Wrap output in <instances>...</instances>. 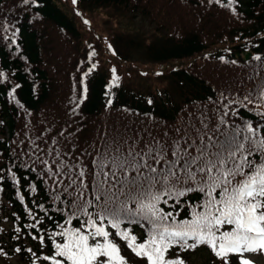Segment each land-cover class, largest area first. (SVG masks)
I'll return each mask as SVG.
<instances>
[{
    "label": "trees",
    "instance_id": "trees-1",
    "mask_svg": "<svg viewBox=\"0 0 264 264\" xmlns=\"http://www.w3.org/2000/svg\"><path fill=\"white\" fill-rule=\"evenodd\" d=\"M108 8L117 9L114 20L140 12L164 32L146 47L150 64L132 63V44L120 35L106 40L94 13ZM115 64L133 70L153 65L166 83L137 91L122 78L114 87ZM260 91L264 0H0V218L9 224L0 225V255L43 264L49 252L27 227L36 216L37 230L46 225L51 233L62 218L56 211L62 201L54 198L63 185L53 182L42 160L79 167L106 141L143 137V147L152 138L192 132L202 121L214 125L224 112L229 125L250 123L264 132ZM186 213L187 206L178 219L189 218ZM132 227L138 242L146 238L145 229ZM117 243L122 253H134ZM177 254L184 264L197 256L220 264L206 245L169 250Z\"/></svg>",
    "mask_w": 264,
    "mask_h": 264
},
{
    "label": "snow or ice",
    "instance_id": "snow-or-ice-1",
    "mask_svg": "<svg viewBox=\"0 0 264 264\" xmlns=\"http://www.w3.org/2000/svg\"><path fill=\"white\" fill-rule=\"evenodd\" d=\"M257 95L264 99V91ZM227 115L170 140L152 138L143 147V137L106 141L79 167L42 160L53 182L63 185L54 198L62 201L54 230L41 225L38 231L36 216L27 226L32 239L49 247L43 264H124L117 238L148 264H184L169 250L200 245L220 264H234L233 257L251 264L246 253L264 252V132L250 123L229 125ZM185 206L189 218L178 219ZM133 225L146 230L144 240L138 242Z\"/></svg>",
    "mask_w": 264,
    "mask_h": 264
},
{
    "label": "rangeland",
    "instance_id": "rangeland-1",
    "mask_svg": "<svg viewBox=\"0 0 264 264\" xmlns=\"http://www.w3.org/2000/svg\"><path fill=\"white\" fill-rule=\"evenodd\" d=\"M135 14V16L133 15ZM98 18L103 21L102 32L106 35V40L109 41L110 35L113 34L120 35L128 43L132 44V55L130 60L132 63H138L141 65L150 64L146 59V47L152 42H159L165 37L164 32H161L157 27L151 23V21L142 15L140 12L127 14L124 12V17H117L114 20L111 17L117 16V9H104L101 12L97 11L94 13ZM119 20V22H118ZM117 67H111V74L113 75V69H120L119 79L124 78V83L130 88L140 91L137 88H152L156 85L162 86L166 83V78L159 76L161 72H154L155 66L150 65L146 69H136L133 70L122 64H115ZM116 74V73H115ZM155 74V75H153ZM156 77H161L159 80ZM149 90V89H146ZM0 225H5L9 227V224H3L0 218ZM123 256L124 264H148L146 259H140L134 256V253L124 254L120 252ZM246 258L249 259L251 264H264V252L258 254L246 253ZM0 264H18V259L12 257L10 260H4V257L0 255ZM191 264H206V260L202 256H197L193 259Z\"/></svg>",
    "mask_w": 264,
    "mask_h": 264
}]
</instances>
